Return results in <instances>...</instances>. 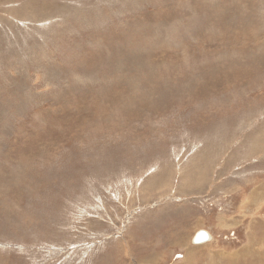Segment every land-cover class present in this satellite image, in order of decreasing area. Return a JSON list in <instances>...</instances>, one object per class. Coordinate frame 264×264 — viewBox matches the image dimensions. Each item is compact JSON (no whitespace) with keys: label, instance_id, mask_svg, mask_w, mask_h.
<instances>
[{"label":"rangeland","instance_id":"1","mask_svg":"<svg viewBox=\"0 0 264 264\" xmlns=\"http://www.w3.org/2000/svg\"><path fill=\"white\" fill-rule=\"evenodd\" d=\"M0 264H264V0H0Z\"/></svg>","mask_w":264,"mask_h":264},{"label":"water","instance_id":"2","mask_svg":"<svg viewBox=\"0 0 264 264\" xmlns=\"http://www.w3.org/2000/svg\"><path fill=\"white\" fill-rule=\"evenodd\" d=\"M211 239V233L206 229H198L192 236L191 241L196 244H201Z\"/></svg>","mask_w":264,"mask_h":264}]
</instances>
